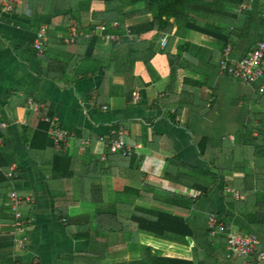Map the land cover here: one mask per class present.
I'll list each match as a JSON object with an SVG mask.
<instances>
[{"label": "crops", "instance_id": "crops-1", "mask_svg": "<svg viewBox=\"0 0 264 264\" xmlns=\"http://www.w3.org/2000/svg\"><path fill=\"white\" fill-rule=\"evenodd\" d=\"M3 1L0 123L5 127L0 128V173L6 181L0 184V202L4 200L8 207L4 213L15 221L0 225V264L134 263L141 259L144 246L136 242L138 227L128 221L137 217L139 209L164 212L155 202L169 195L195 201L188 215L167 212L187 219L192 236L187 245L173 244L171 252L158 255L190 261L192 250H198L203 264H256L253 258L229 259L227 245L212 241L208 222L216 219L221 231L228 228L230 235L233 227L241 235L256 234L264 252V230L243 218H249L253 206L239 210L237 205L245 197L229 188L230 181L244 180V174L232 172L242 165L231 164L223 176L224 159L219 160L228 149L232 152L227 146L237 145V134L243 133L258 107L255 97L264 81L246 86L221 73L220 67L206 65L191 46L181 60L204 77L206 87L215 93L205 103L208 111L199 117L197 86L157 80V74L167 73L158 56L164 49L161 37L151 42L156 56L151 66L138 62L132 72L118 64L121 55L114 54L116 44L98 41L93 46L85 37L72 43L62 39L85 18L91 0H17L9 9ZM240 9L251 11L254 22L247 39L229 45L232 60L246 57L264 37V3L250 0ZM65 15L70 16V28L57 31ZM143 17L129 26L150 22V15ZM44 25L48 39L38 54L34 41ZM82 32L91 37L89 30ZM184 44V37L176 38L169 54L175 55ZM30 102L40 106L38 111L29 108ZM44 117H57L60 127L74 133L66 150L49 146ZM119 127L127 133L130 156L123 158L102 146L87 151L81 147V140L95 143ZM204 138L206 157L200 150ZM201 172L218 175L219 182L207 195L198 196L193 189L199 187ZM11 192L22 199L15 212L8 206ZM16 221L23 223L22 246L16 243Z\"/></svg>", "mask_w": 264, "mask_h": 264}, {"label": "trees", "instance_id": "trees-1", "mask_svg": "<svg viewBox=\"0 0 264 264\" xmlns=\"http://www.w3.org/2000/svg\"><path fill=\"white\" fill-rule=\"evenodd\" d=\"M250 0H91V8L86 12L85 18L79 22L78 31L89 30L91 37L87 39L89 44L95 45L102 41L96 27L100 25L120 24L116 32L121 37L120 44L113 45L114 54L121 55L117 60L119 65L134 72L135 64L140 62L144 66H151L155 52L151 47V42L162 36L168 38L165 48L159 52V57L164 60L167 70L166 76L157 74L158 82L162 83L167 78L171 82L180 80L182 84H192L198 87L199 117L203 116L208 109L205 103L209 98H214L215 93L206 87L204 77L194 73L192 67L181 60V54L187 53L191 46L198 50V58L212 68L221 67L220 58L224 49L229 45L236 46L239 41L247 39L254 22V15L251 11H242V5L249 4ZM257 3H264V0H255ZM128 9L130 12H127ZM150 15L151 20L141 26H130L126 29V22ZM70 17V16H69ZM68 16H61L57 31H67L69 27ZM172 20V23L170 22ZM88 23L87 28H82L81 24ZM176 32L172 34L173 29ZM128 36L133 37L134 42ZM184 37L185 44L177 48L175 55L169 54V48L173 46L176 38ZM149 43V44H147ZM161 60V61H163ZM155 73H158L153 68ZM133 74V73H132ZM134 79V74H133ZM255 102L264 107V93L257 94ZM46 138V134L42 135ZM48 138V137H47ZM238 143L236 146L229 145L232 152L223 153L219 159H224L225 168L220 174L227 176L231 164L242 165L232 172L245 175L244 180H232L229 188L237 191L245 197V201L240 202L237 207L243 210L247 205L253 206V212L244 219L250 224L264 230V113H253L248 124L245 125L243 133L237 134ZM47 143L52 148L51 141ZM232 146V147H231ZM208 148L207 139H203L200 150L203 157H206ZM213 157V156H210ZM210 162L218 165L216 160L210 158ZM62 160V159H60ZM64 162H69L66 157ZM252 167L253 170H249ZM199 187H194L198 191V196L207 195L219 182V176L212 173H199ZM168 177V176H167ZM6 178L0 173V184ZM141 198V193H137ZM4 200L0 202V225L14 224V217L5 214L8 208ZM195 204L194 200L185 199L176 195H169L163 202H155V206L165 210L164 212L149 211L139 209L135 219L128 221L138 227V244L144 247L141 250V259L128 264H203V260L198 255V250H192L190 261L176 257L158 255L159 251L171 252L173 244L187 245L186 240L191 238L192 233L188 228L187 219L171 212L188 215ZM130 208V207H128ZM131 210V209H130ZM127 211V209L125 210ZM170 213H167V212ZM128 220V219H127ZM218 222V221H217ZM230 230L225 228L221 231L219 225L215 229L212 241L217 245H227V237ZM149 237V241L147 240ZM135 242V243H136ZM152 248L157 250L153 253ZM240 258V257H239ZM101 260L98 261V264Z\"/></svg>", "mask_w": 264, "mask_h": 264}, {"label": "built area", "instance_id": "built-area-1", "mask_svg": "<svg viewBox=\"0 0 264 264\" xmlns=\"http://www.w3.org/2000/svg\"><path fill=\"white\" fill-rule=\"evenodd\" d=\"M12 3H18L17 0H4V8L9 9ZM245 8V7H243ZM126 29L129 25H125ZM120 24L112 25H100L96 27L95 31L99 34L102 42L108 44H120L121 37L116 34L119 30ZM62 37V36H61ZM89 38L88 35L84 34L82 31H78L76 28L69 30L66 36L62 39L67 43H72L77 38ZM132 39L131 36H128ZM48 39V28L47 26H42L37 33V37L34 41V48L38 54L43 51L44 46ZM167 44V37L162 36L160 40V47L163 49ZM232 47H227L224 51L223 60L221 63L220 71L221 73L229 76L232 79L239 81L246 86H252L259 82L264 81V37L259 41L255 48L244 58L239 60H232ZM259 93H264V86L259 88ZM134 99H137V93L133 94ZM39 105L34 102H30L29 108L38 111ZM42 120L49 124L46 134L51 140L52 146L58 151L66 150L69 147L70 141L75 137L74 133L60 127L59 119L57 117H44ZM5 124L0 123V128H4ZM95 146H102L104 149L111 151L114 154H118L123 158L130 156L131 146L127 141V133L122 128L119 127L117 130H113L110 136H100L94 141L91 139L81 140V147L84 150H89ZM13 173H9L8 177L12 178ZM22 199L18 197L15 192H11L9 195L8 206L12 211H16L17 207L21 204ZM17 217V214H16ZM23 223L16 221L15 231H16V243L19 245H24L26 238L21 237L19 233L23 231ZM218 226L216 219H210L208 222V229L210 231V236L215 235V229ZM261 241L256 234L250 233L247 235L232 234L227 237V257L229 259H236L239 257L253 258L256 264H264V252L260 249Z\"/></svg>", "mask_w": 264, "mask_h": 264}, {"label": "rangeland", "instance_id": "rangeland-1", "mask_svg": "<svg viewBox=\"0 0 264 264\" xmlns=\"http://www.w3.org/2000/svg\"><path fill=\"white\" fill-rule=\"evenodd\" d=\"M129 10H131V9H128L127 10V12H130ZM141 20H147V18H145V17H143ZM136 22H137V20L136 19H131V20H129V22H126L127 23V25H135L136 24ZM170 22L172 23V20H170ZM138 23V22H137ZM162 38V37H161ZM236 84V83H235ZM236 85H238V84H236ZM246 90V89H245ZM258 107H256L255 109H254V113H264V107H260V105H257ZM249 123V122H248ZM233 233L234 234H238V235H240L239 233H240V231H239V229H237V227H233Z\"/></svg>", "mask_w": 264, "mask_h": 264}]
</instances>
